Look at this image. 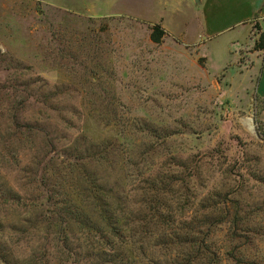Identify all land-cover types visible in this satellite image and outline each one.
<instances>
[{"label":"rangeland","instance_id":"rangeland-1","mask_svg":"<svg viewBox=\"0 0 264 264\" xmlns=\"http://www.w3.org/2000/svg\"><path fill=\"white\" fill-rule=\"evenodd\" d=\"M238 1L0 0V264H85L60 251L51 217L91 202L85 175L127 208L148 180L176 179L168 203L188 213L237 184L209 240L219 264H264V51ZM72 234L92 257L96 237Z\"/></svg>","mask_w":264,"mask_h":264},{"label":"trees","instance_id":"trees-1","mask_svg":"<svg viewBox=\"0 0 264 264\" xmlns=\"http://www.w3.org/2000/svg\"><path fill=\"white\" fill-rule=\"evenodd\" d=\"M161 35L162 30L154 26L151 33L152 40L158 42ZM254 48L264 50V32L259 33ZM257 131L259 135H263L261 125H258ZM179 164L184 169L188 168L184 166L183 160H180ZM254 176L264 184V177ZM84 177L87 183L86 196L91 202L84 206L64 205V208L52 211L51 216L56 225L57 245L60 251L66 257L73 258L74 262L75 259L78 260V256L86 258L85 264H219L221 262L220 247L217 248L209 240L210 233L211 229L228 215V202L232 200L229 196L235 192L234 188H239V185H232L226 191L208 193L202 201L206 203L208 201V205H202L197 210L192 209L191 214L188 213L185 205L177 206L181 197L174 199L175 206L173 203H168L172 192L170 188L175 185L176 179L170 180L159 176L148 180V186L139 193L137 205L127 208L123 205L125 201L121 195L118 194L120 203L115 207L109 202V190L104 183L99 182L92 175ZM184 187L189 188V185L186 184ZM42 195L45 196L44 193ZM116 197L117 195L113 194L114 200ZM196 198L195 194L194 201ZM38 199L39 197L36 196V200ZM215 210L220 214L218 219L213 217ZM253 213L257 214L256 209ZM232 216L229 227L232 230L231 237L234 238L238 237L237 228L245 217L240 215L238 206L234 207ZM75 224L83 228L88 236L96 237L95 253L92 257L93 249L90 246L85 253L83 250L76 251L72 241V225ZM256 226L247 224L243 225V228H249L248 230L253 234L261 233L260 227ZM137 237L142 242L138 247L135 245ZM168 244H171L169 247L172 251L177 247L178 252L163 253V249H168ZM155 250L160 253L150 260L148 253L150 251L155 254Z\"/></svg>","mask_w":264,"mask_h":264},{"label":"crops","instance_id":"crops-1","mask_svg":"<svg viewBox=\"0 0 264 264\" xmlns=\"http://www.w3.org/2000/svg\"><path fill=\"white\" fill-rule=\"evenodd\" d=\"M243 4L240 6V2L234 4L240 10V25L245 27V35L251 33V40L253 44L257 41L259 33L264 32V0H242ZM257 25L255 32L251 29V26ZM249 38V37H248ZM259 51H264L260 50Z\"/></svg>","mask_w":264,"mask_h":264}]
</instances>
